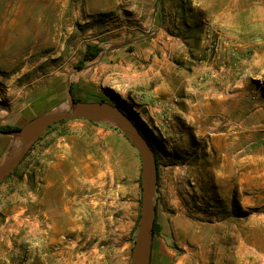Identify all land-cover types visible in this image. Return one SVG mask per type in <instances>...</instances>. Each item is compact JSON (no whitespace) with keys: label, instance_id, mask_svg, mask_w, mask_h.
<instances>
[{"label":"rangeland","instance_id":"1","mask_svg":"<svg viewBox=\"0 0 264 264\" xmlns=\"http://www.w3.org/2000/svg\"><path fill=\"white\" fill-rule=\"evenodd\" d=\"M173 7L187 10L177 25ZM256 7L264 0H0V127L23 129L71 101L118 107L158 161L169 264H264V44L221 33L235 36ZM156 12L188 57L168 59L170 78L227 59L223 77L191 83L205 97L191 95L188 117L179 97L144 94L160 82V55L140 54L160 46ZM88 46L102 51L78 69ZM3 140L0 161L13 142ZM142 196L141 159L121 129L53 124L0 183V264H131Z\"/></svg>","mask_w":264,"mask_h":264},{"label":"water","instance_id":"2","mask_svg":"<svg viewBox=\"0 0 264 264\" xmlns=\"http://www.w3.org/2000/svg\"><path fill=\"white\" fill-rule=\"evenodd\" d=\"M72 109L45 115L28 123L23 129L9 132L13 137L12 145L0 161V183L14 171L32 145L53 124L88 117L94 121L108 123L121 129L135 145L141 159V187L143 191L140 221L132 251L131 264H149L152 242V226L156 217L153 195L157 184L158 171L156 159L143 137L142 132L130 117L116 106L101 103H80L71 101ZM32 130V131H31ZM22 141L23 144H22Z\"/></svg>","mask_w":264,"mask_h":264},{"label":"crops","instance_id":"3","mask_svg":"<svg viewBox=\"0 0 264 264\" xmlns=\"http://www.w3.org/2000/svg\"><path fill=\"white\" fill-rule=\"evenodd\" d=\"M114 3V2H113ZM258 9V13L249 15L250 19L246 22L244 19H238L237 23V31L236 35L229 32H221L222 35L225 36L227 40L234 41L232 39H236L238 43L241 44H264V10H262V7H256ZM195 10V9H194ZM173 11H175L176 15H179V17L176 18V25L179 20V18L187 11L183 7H173ZM160 15V14H159ZM154 19L158 20L160 19V25L157 27L158 31L157 37L160 40V46L157 47L156 43L151 40L150 43H148V46H144L142 48V51L140 54L144 57L147 56V58H152L155 55H160V82L154 87L148 88L146 91H144L145 97H148L147 99H160V100H169L171 97H179L180 104H179V116L182 117H188V112H184L185 106L190 105L189 98L192 94H194L197 97H205L203 96L201 92L198 90H192L191 89V83H194L195 78L198 74L206 73L207 71L209 73H213V69L218 73V77L224 76V71L226 70L225 61L227 59H222L224 56L219 54L215 59L212 61H207L203 66L198 67L196 66V63H193L194 66H192L193 73L185 74H179V77L170 78V71L172 70V64L168 62V59L171 57H179L182 54V47L184 44L182 41H179L177 38H172L168 36L167 29L172 28L173 22L171 26L168 25V21H162L161 15L158 17V12L155 13ZM174 16V15H173ZM154 20L153 25L156 26L158 23ZM240 20V21H239ZM196 26V25H194ZM235 41V42H236ZM180 42V43H179ZM180 49V51L178 50ZM184 49V48H183ZM193 48V52H196L197 49ZM179 51V52H178ZM195 54V53H193ZM190 56V55H189ZM168 57V58H167ZM181 60H187L186 54H182L180 56ZM223 72V73H222ZM234 74L229 73L228 76H232ZM116 80L117 78H124L125 81L131 82V83H139L140 80L135 76V79H129L127 75H124V77L121 74H115ZM226 76V75H225ZM214 81L218 82L221 81L220 79H215ZM212 82H210L211 84ZM198 91V92H197ZM208 93V92H207ZM147 95V96H146ZM187 108V107H186ZM10 138L13 139V137L9 134L0 133V141L2 139L9 140ZM3 140V141H4ZM2 141L0 142V156L3 155L2 150ZM12 144H10L11 146ZM9 146V147H10ZM165 246H163L164 248ZM171 253L169 250L160 248V232L159 234L155 235L154 239H152L151 242V253H150V263L149 264H169V257ZM180 263V262H177Z\"/></svg>","mask_w":264,"mask_h":264},{"label":"trees","instance_id":"4","mask_svg":"<svg viewBox=\"0 0 264 264\" xmlns=\"http://www.w3.org/2000/svg\"><path fill=\"white\" fill-rule=\"evenodd\" d=\"M102 51V49L98 46H88L84 52L83 58L79 61L77 68L81 69L84 66V62L94 60ZM21 130L20 127L17 126H4L0 127V133H9ZM144 137V136H143ZM156 167L158 170V161L156 160ZM156 209V207H155ZM153 235H157L160 232V225L157 222V218L155 217L153 226H152Z\"/></svg>","mask_w":264,"mask_h":264},{"label":"flooded vegetation","instance_id":"5","mask_svg":"<svg viewBox=\"0 0 264 264\" xmlns=\"http://www.w3.org/2000/svg\"><path fill=\"white\" fill-rule=\"evenodd\" d=\"M131 119V118H130Z\"/></svg>","mask_w":264,"mask_h":264}]
</instances>
